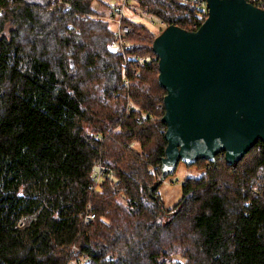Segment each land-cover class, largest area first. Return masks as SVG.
I'll list each match as a JSON object with an SVG mask.
<instances>
[{
	"label": "trees",
	"instance_id": "obj_1",
	"mask_svg": "<svg viewBox=\"0 0 264 264\" xmlns=\"http://www.w3.org/2000/svg\"><path fill=\"white\" fill-rule=\"evenodd\" d=\"M130 2L128 46L111 50L115 4L0 0V264H264L262 141L234 165L225 153L194 164L206 172L160 223L168 91L154 42L171 26L197 32L208 14L192 0ZM135 8L162 23L158 37ZM101 163L113 179L97 190Z\"/></svg>",
	"mask_w": 264,
	"mask_h": 264
},
{
	"label": "water",
	"instance_id": "obj_2",
	"mask_svg": "<svg viewBox=\"0 0 264 264\" xmlns=\"http://www.w3.org/2000/svg\"><path fill=\"white\" fill-rule=\"evenodd\" d=\"M197 32L167 28L154 42L167 125L164 181L180 162L229 165L264 143V10L246 0H206ZM161 183V182H160Z\"/></svg>",
	"mask_w": 264,
	"mask_h": 264
},
{
	"label": "rangeland",
	"instance_id": "obj_3",
	"mask_svg": "<svg viewBox=\"0 0 264 264\" xmlns=\"http://www.w3.org/2000/svg\"><path fill=\"white\" fill-rule=\"evenodd\" d=\"M120 0H103V2L106 5H114L118 3ZM94 9L98 11L101 15L109 16L110 12H108V7L100 5L99 3H94L93 5ZM136 7L135 4L130 2V5L126 8L127 13L130 16L131 10ZM136 9V8H135ZM136 15L132 14L131 17L134 20L141 21L146 24V26L151 30V33L153 35H156L157 37L160 35L159 34V29L161 28L160 23L157 19L154 17L150 16L149 14L144 13L140 9H136ZM99 17V16H98ZM127 18V16H126ZM125 18V19H126ZM99 19V18H98ZM115 22V21H114ZM115 23L111 24V29L114 31L117 28V25ZM11 29V26L9 25L7 27V31ZM137 150L140 149V146L138 144L134 145ZM205 163L200 164L199 166L196 165H187L183 162H180L178 167L176 168V171L173 175L168 176L164 181H161V176L158 177V181L161 182L159 188H158V193L160 199L159 202V207L161 209L160 213V223L166 224L168 221L171 220L174 214L179 211L182 206H179V203L181 201L182 197V185L183 183L188 180V179H198L200 178L206 171H205ZM97 190L99 187L95 185ZM256 190V189H255ZM189 222V221H188ZM188 222L180 224L179 225V231H184V229H187ZM176 245H178L176 243ZM183 251L185 249H182ZM181 249L175 250V252L179 254L173 255L177 261L180 262H185L187 263V259H185L182 255L183 251ZM182 252V253H181ZM185 254V253H184Z\"/></svg>",
	"mask_w": 264,
	"mask_h": 264
},
{
	"label": "built area",
	"instance_id": "obj_4",
	"mask_svg": "<svg viewBox=\"0 0 264 264\" xmlns=\"http://www.w3.org/2000/svg\"><path fill=\"white\" fill-rule=\"evenodd\" d=\"M194 4L197 5L199 9H201L204 14L209 13L208 4L206 0H192ZM116 5V4H115ZM129 5V0H120L118 1L116 5V11H117V20L116 25L117 28L115 29V38L113 43L109 45V49L111 50H124L128 46V40L127 37L131 32V29L128 25H124L123 20L126 18V8ZM133 108V107H132ZM109 177L110 179H113V171L108 168V166L104 164H99L98 171L95 176L96 185L101 179H104V177ZM94 188H92L93 190ZM88 213L83 217V221L85 224H90L93 222L96 218L95 214L91 212L90 206H88Z\"/></svg>",
	"mask_w": 264,
	"mask_h": 264
}]
</instances>
